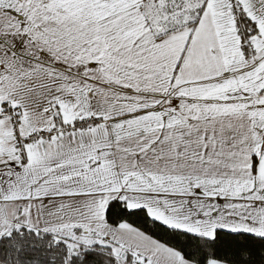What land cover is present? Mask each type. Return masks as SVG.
Segmentation results:
<instances>
[{
    "label": "snow or ice",
    "instance_id": "6c2138e0",
    "mask_svg": "<svg viewBox=\"0 0 264 264\" xmlns=\"http://www.w3.org/2000/svg\"><path fill=\"white\" fill-rule=\"evenodd\" d=\"M0 264H264V0H0Z\"/></svg>",
    "mask_w": 264,
    "mask_h": 264
}]
</instances>
